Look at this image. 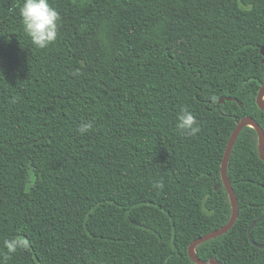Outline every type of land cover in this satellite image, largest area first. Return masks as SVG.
Here are the masks:
<instances>
[{"label": "trees", "instance_id": "16d2710c", "mask_svg": "<svg viewBox=\"0 0 264 264\" xmlns=\"http://www.w3.org/2000/svg\"><path fill=\"white\" fill-rule=\"evenodd\" d=\"M49 2L58 36L41 49L23 0H0V264H195L189 244L231 214L220 166L233 129L249 116L264 132V0ZM182 108L194 136L176 128ZM227 176L237 219L196 255L264 264L248 238L264 212L254 128ZM250 236L264 245V216ZM13 238L27 246L9 254Z\"/></svg>", "mask_w": 264, "mask_h": 264}, {"label": "clouds", "instance_id": "9594fccd", "mask_svg": "<svg viewBox=\"0 0 264 264\" xmlns=\"http://www.w3.org/2000/svg\"><path fill=\"white\" fill-rule=\"evenodd\" d=\"M22 18L24 32L30 38L31 43L37 48H45L56 41L58 36L59 12L51 6L49 0H23L19 9ZM93 127V123L81 122L78 132L83 134ZM177 130L181 133L196 135L200 127L195 116L187 109L182 108L177 114ZM156 189H163V181L153 185ZM4 246L9 254L17 251L18 248L27 246L22 238L6 239Z\"/></svg>", "mask_w": 264, "mask_h": 264}, {"label": "water", "instance_id": "95a60500", "mask_svg": "<svg viewBox=\"0 0 264 264\" xmlns=\"http://www.w3.org/2000/svg\"><path fill=\"white\" fill-rule=\"evenodd\" d=\"M260 53L261 55L264 57V44L260 47ZM263 96H264V82L261 84L259 91L257 93L256 96V103L258 105V107L264 111V101H263ZM225 98H220L218 103H222L224 101ZM227 100H230L231 97H226ZM245 126H249L254 128V130L257 133L258 136V153H259V157L261 160L264 161V132L263 129L258 125V123L249 116H245L242 117L236 124L235 128L233 129L225 150H224V154H223V158H222V162H221V166H220V174H221V179H222V183L228 193V199L230 202V207H231V214L229 217V220L227 221L226 224L222 225L221 227H219L218 229L212 230L196 239H194L188 246L187 248V253L189 258L195 263V264H219L217 261L215 260H210L209 262H205L204 260L200 259L195 252V247L204 242L207 241L209 239L215 238L217 236H220L222 234H224L225 232H227L235 223L237 216H238V203H237V198L235 196L234 190L231 186V183L228 179L227 176V163H228V159L231 153V149L239 135V133L242 131V129ZM214 188L216 189V186H214ZM264 216V212L263 214L257 219L254 220L253 222H251V224L248 226V238L249 241L259 247V248H264V245H258L255 242H253V240L251 239L250 236V230L255 226V224L257 223V221H259L260 219H262V217Z\"/></svg>", "mask_w": 264, "mask_h": 264}]
</instances>
